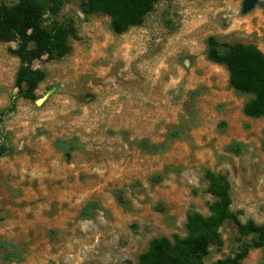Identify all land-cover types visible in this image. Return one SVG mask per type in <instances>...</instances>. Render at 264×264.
I'll return each mask as SVG.
<instances>
[{
    "label": "rangeland",
    "instance_id": "obj_1",
    "mask_svg": "<svg viewBox=\"0 0 264 264\" xmlns=\"http://www.w3.org/2000/svg\"><path fill=\"white\" fill-rule=\"evenodd\" d=\"M243 1L156 0L114 34L108 16L67 0L60 18L76 35L65 56L33 62L46 72L33 100L16 96V42L0 41V132L16 146L0 157V239L21 255L0 264H137L153 238L185 237L188 216L209 213L207 172L226 178L241 223L264 222V117L242 113L249 97L205 56L209 35L264 54V0ZM220 233L206 264L250 238L232 220ZM240 264H264V253Z\"/></svg>",
    "mask_w": 264,
    "mask_h": 264
},
{
    "label": "trees",
    "instance_id": "obj_2",
    "mask_svg": "<svg viewBox=\"0 0 264 264\" xmlns=\"http://www.w3.org/2000/svg\"><path fill=\"white\" fill-rule=\"evenodd\" d=\"M67 0H15L7 4L0 0V41L16 42L9 48L19 60L14 77L16 96L33 100L38 85L45 80L46 72L35 67L33 62L42 56L62 57L70 52L69 39L75 37L76 30L61 18ZM156 0H80L85 13H103L109 18V26L114 34H121L133 26L142 24L144 17L153 9ZM205 56L228 71L229 85L237 92L248 96L242 106L246 116L264 117V54L253 43L221 40L216 35L205 39ZM68 141L58 140L56 147L69 156L72 147ZM149 152L158 149L156 144L140 143ZM236 144H228L225 149H233ZM16 146L11 137L0 132V157L14 154ZM207 191L213 196L209 213L203 215L192 212L186 222L188 234L180 237L160 236L153 238L142 252L137 264H206L211 245L221 246L223 239L220 227L232 220L243 236L250 235L233 256L217 259L213 264H240L249 249L260 248L264 253V222L256 224L252 220L241 223L230 209L231 197L226 178L212 172L206 173ZM122 201L120 195L117 196ZM97 202L89 201L82 209L84 217L97 208ZM20 252L10 242L0 239V261H19Z\"/></svg>",
    "mask_w": 264,
    "mask_h": 264
},
{
    "label": "water",
    "instance_id": "obj_3",
    "mask_svg": "<svg viewBox=\"0 0 264 264\" xmlns=\"http://www.w3.org/2000/svg\"><path fill=\"white\" fill-rule=\"evenodd\" d=\"M255 0H244L243 1V10H248L254 5Z\"/></svg>",
    "mask_w": 264,
    "mask_h": 264
}]
</instances>
